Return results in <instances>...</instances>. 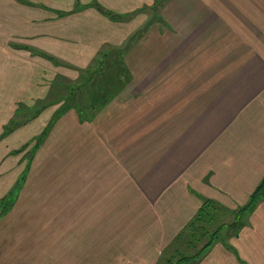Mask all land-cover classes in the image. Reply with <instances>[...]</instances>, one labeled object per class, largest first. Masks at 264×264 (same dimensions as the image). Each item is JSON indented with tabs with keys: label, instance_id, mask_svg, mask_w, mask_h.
I'll use <instances>...</instances> for the list:
<instances>
[{
	"label": "crops",
	"instance_id": "1",
	"mask_svg": "<svg viewBox=\"0 0 264 264\" xmlns=\"http://www.w3.org/2000/svg\"><path fill=\"white\" fill-rule=\"evenodd\" d=\"M160 2L151 27L136 11ZM109 51L97 116L44 108ZM47 127L30 164L10 154ZM263 178L264 0H0V264H158ZM223 225L198 264H264V199Z\"/></svg>",
	"mask_w": 264,
	"mask_h": 264
},
{
	"label": "rangeland",
	"instance_id": "2",
	"mask_svg": "<svg viewBox=\"0 0 264 264\" xmlns=\"http://www.w3.org/2000/svg\"><path fill=\"white\" fill-rule=\"evenodd\" d=\"M162 7L163 5L160 2L155 3L154 5H151L149 7L146 6L142 10H138L136 12L141 11V13L148 14L149 21L151 22V27H153V25H157L158 28H162L164 26H168V21L163 14ZM136 12L134 14H131V16L135 15L136 20H138L141 16ZM128 21H131V19L127 20V22ZM142 26L146 27L147 24ZM105 49V47L102 48L103 53ZM106 54L107 55H104L105 58L103 56V61L105 60L103 63L102 61L99 62L98 65L95 63L96 66H94V64L91 68H76L75 74H72L73 67L69 68L70 72H67L68 68L62 69L59 78L54 80V88L58 89L59 93L55 92L53 94V98H56L59 95V99H44L43 101L39 100L38 105L42 102L45 109L49 106H54L55 111L58 109L57 114H61L68 109L74 108L75 106L78 108L81 116L85 113L92 114V116H97V114L99 113V109L97 108V104H99V101H101L102 97L106 95V92L109 93L112 92V90H114L113 92H115L116 90L115 88L113 89L112 86H108V88L106 89L104 75L114 74L115 68L107 65V63L109 62H106V60L110 61V59L112 58H119L120 52L109 51ZM67 74L70 76H68ZM56 81H58V83ZM55 104L57 106H55ZM38 112L40 111L38 110ZM18 118L20 119V117ZM29 118L30 115L28 116V119ZM41 118L42 117H40L39 115L38 117H34V121L35 119L37 120L32 124L28 123L30 124L28 125V127L30 128L33 125V129L36 130L39 127V120H41ZM50 118L54 123L56 119L53 120L54 117ZM45 119H47V117H45ZM30 134L31 132L28 131L27 135L29 136ZM41 134L42 133L38 132V134L35 135L34 138L26 141L27 136L26 133L23 132L21 141L22 144L19 143L16 147H14L11 150L10 154L15 155L16 157L20 156L23 163L27 159L30 164L34 152L42 142L40 140ZM12 158L13 157L11 156L7 157L5 161H9ZM18 177H20V174L18 175ZM18 182L19 181H17L16 189L14 190L15 193L12 194L13 197L14 195L18 194ZM15 198H11V201L8 200L9 203H14ZM213 206L214 201L212 203H208L207 207L202 210L200 214H198L199 218H197L200 221L191 222V227H188L172 245L166 247L163 250L162 254L160 255L158 264H198L199 259L197 258V256L208 245L207 243L212 238L213 232H216V230H218V228L225 223H231V225L233 226L237 224L238 221H235V212L232 213L230 212V210L219 208L220 206ZM197 218H195L194 220H196ZM227 231L228 229L224 230L223 232L221 231V234ZM223 237H225V234H223ZM169 258H171V261Z\"/></svg>",
	"mask_w": 264,
	"mask_h": 264
},
{
	"label": "trees",
	"instance_id": "3",
	"mask_svg": "<svg viewBox=\"0 0 264 264\" xmlns=\"http://www.w3.org/2000/svg\"><path fill=\"white\" fill-rule=\"evenodd\" d=\"M107 97V96H106ZM104 97L101 99V101H99V104L97 108L100 107V104L103 105L105 102H107V98ZM104 102V103H103ZM92 114H84L82 115V118H85L87 119L88 117H91ZM54 120V119H53ZM52 124V120H50V124H49V127L50 125ZM47 130H48V127L47 129H45V131L43 132V134H41V137H40V140L42 141L43 137L46 135L47 133ZM261 199H264V178L261 180V182L258 184V186L255 188V190L252 192L251 196H250V199L249 201L247 202V204L242 207L241 209H239L236 213V217H235V221L237 222H240V220L243 218V216L249 212L251 209H253L256 204L261 200ZM237 222V223H238ZM224 226L226 225H222L218 231H216L218 234L223 228Z\"/></svg>",
	"mask_w": 264,
	"mask_h": 264
}]
</instances>
